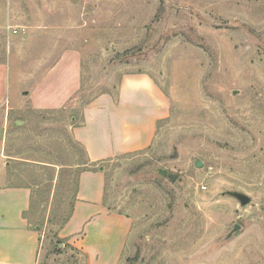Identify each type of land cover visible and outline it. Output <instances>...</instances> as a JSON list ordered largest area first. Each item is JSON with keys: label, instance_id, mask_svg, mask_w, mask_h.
I'll return each instance as SVG.
<instances>
[{"label": "rangeland", "instance_id": "rangeland-1", "mask_svg": "<svg viewBox=\"0 0 264 264\" xmlns=\"http://www.w3.org/2000/svg\"><path fill=\"white\" fill-rule=\"evenodd\" d=\"M64 53L79 60L76 93L33 109ZM127 77L167 114L147 148L91 164L70 128ZM84 163L131 219L119 264H264V0H0V171L33 192L39 264L81 262L58 232Z\"/></svg>", "mask_w": 264, "mask_h": 264}, {"label": "crops", "instance_id": "crops-1", "mask_svg": "<svg viewBox=\"0 0 264 264\" xmlns=\"http://www.w3.org/2000/svg\"><path fill=\"white\" fill-rule=\"evenodd\" d=\"M78 69L73 54H62L29 92L33 109L64 106L78 89ZM166 114L161 94L147 80L127 77L117 95L103 94L84 107L81 124L70 133L88 162L101 164L147 148ZM4 174L0 171V264H39L40 227L30 215L33 192L8 185ZM105 184L102 167H82L71 211L58 232L78 252L80 264H119L125 251L132 222L107 206Z\"/></svg>", "mask_w": 264, "mask_h": 264}, {"label": "water", "instance_id": "water-1", "mask_svg": "<svg viewBox=\"0 0 264 264\" xmlns=\"http://www.w3.org/2000/svg\"><path fill=\"white\" fill-rule=\"evenodd\" d=\"M195 166L197 168H200L201 167V163L200 162H196ZM159 172H160L162 177H168L171 182H173L175 180V175L167 174V172L165 170H160ZM227 195H229L230 197L236 199L241 205H246L250 201V199L247 196H245V195H243L241 193L227 192ZM236 230H238V226H234V228L232 229V231L230 233H233Z\"/></svg>", "mask_w": 264, "mask_h": 264}, {"label": "built area", "instance_id": "built-area-1", "mask_svg": "<svg viewBox=\"0 0 264 264\" xmlns=\"http://www.w3.org/2000/svg\"><path fill=\"white\" fill-rule=\"evenodd\" d=\"M7 30H9V28H7ZM8 32H9V31H8ZM13 33H15V31H14Z\"/></svg>", "mask_w": 264, "mask_h": 264}, {"label": "trees", "instance_id": "trees-1", "mask_svg": "<svg viewBox=\"0 0 264 264\" xmlns=\"http://www.w3.org/2000/svg\"><path fill=\"white\" fill-rule=\"evenodd\" d=\"M85 165V163L84 164H82L81 166L83 167Z\"/></svg>", "mask_w": 264, "mask_h": 264}]
</instances>
